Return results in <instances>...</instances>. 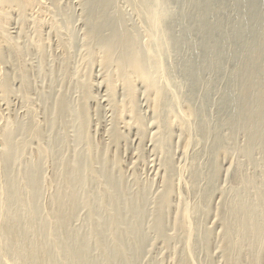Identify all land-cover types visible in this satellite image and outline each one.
<instances>
[{"label":"bare ground","instance_id":"1","mask_svg":"<svg viewBox=\"0 0 264 264\" xmlns=\"http://www.w3.org/2000/svg\"><path fill=\"white\" fill-rule=\"evenodd\" d=\"M38 1L0 0V62L11 64L13 73L6 78L3 76L5 79L1 78L0 95L5 102L15 93L12 80L16 76L20 84L16 94L20 93L18 95L25 104L31 103L32 68L29 71V67L24 64L29 60V48L32 46L37 51L44 50V43L48 38L44 39L45 35L42 34L48 20L45 21L39 14L37 17V9L34 11L36 18L34 16L32 22L35 36L29 39L31 33H25V27L31 18L29 14L33 12L32 6L42 2ZM47 1L51 6L50 8L48 5L49 11L46 10V5L42 8L48 13L51 9L49 29L56 32L57 37L65 30L68 33L66 41L62 39L66 37H62L63 35L61 42L58 40L66 52H62L65 54L62 57L64 70H67L75 56L72 55V48L75 47L74 40H77L78 35L77 30L72 28V23L80 21L83 25L80 32L82 31V46L85 51L83 64L88 70L95 62H99L105 71L101 83H104L105 101L112 110L113 120L112 127L107 132V141L99 146L108 147V150L110 146H115L116 149L121 140H128L129 131L125 134L118 126L120 122L121 125L125 124V118L128 120L124 128L135 129L134 136H137L139 147L150 129L154 132L149 135L153 137L150 145L157 161L159 160L163 193L160 203L155 205L157 223H153L155 225L152 229V226L147 225L146 229L149 227L156 233L162 230L164 210L168 209L170 197L174 193V180L179 174L175 170L172 155L168 152L171 142L168 138L173 134L170 133V128L180 130L182 139H179L182 140L183 148H186L191 137L189 121L198 118L194 133H197L196 144L201 147L189 159L190 167L188 162L184 168L188 191L201 195L203 190L205 194L201 202L197 201V205L195 204L194 211L199 215L193 218L203 217L209 211L208 206L215 200L214 197L219 198L221 203L215 216L221 229L218 236L224 264H260V248L264 246L262 176L246 174L241 170L243 167L240 163L238 168L234 167V177L228 188L220 187L222 189L219 190L216 185L220 181L221 164L219 163L218 170L217 161L219 155L229 157L238 149L244 162L251 165L255 160L254 153L260 150L257 151L262 157L259 163L264 164V0H77L79 16L76 15L71 0L63 6V0ZM120 2L131 8L143 33H148L150 37L152 34L159 36V40L152 36L157 38V44L149 40L148 43H143L142 31L138 25L129 27V20L122 12ZM12 14H16L18 18L16 37L8 31ZM48 17L47 14V19ZM25 34L29 36L28 39ZM22 38L28 42L24 40L26 44H20L22 40L19 39ZM164 61L169 62L166 67ZM229 65L232 66L230 71ZM90 75L89 72L84 80L76 82V89H81L83 93L79 104H74L68 98V93L60 98L54 96L52 100L51 90L43 92L38 99L44 110L41 123H31L35 116L28 107L23 118H6L7 121L0 130V264H138L140 257H143V250L147 247L144 244L148 243L146 240L149 234L144 231L143 224L148 209V191L142 195L126 194L127 190L119 180L121 177L118 179L115 172L107 168L106 159H94L93 153L92 156L89 155L90 151L77 159L79 154L76 148L74 154L71 153L74 157L67 158L62 149L69 137L74 138V146L93 144L89 141L92 137L88 132L92 111L89 101L95 100V96L92 97L93 80L91 81ZM224 79L226 85H219L224 89L217 107L219 119L211 126L208 107L214 101L211 102L209 90L206 89L208 91L202 97L204 99H200L202 102L198 108L195 107L194 94L187 91L186 95L185 89L202 90L205 85L216 84ZM169 83L174 86L172 90L167 87ZM138 84L142 88L152 120L148 121L147 130L137 98ZM119 86L122 88V99L117 98ZM96 107V112L102 108ZM247 127L250 129L245 132L244 146L234 144L236 139L234 143L224 139L223 130L228 131L229 138L233 139L235 134ZM70 133L73 135L70 136ZM223 139L231 141V145L237 147L226 146ZM30 140H36L35 157L30 161L29 157L22 168L20 157ZM127 143L128 141L125 146H128ZM115 154L117 151H114L113 160L110 161L117 166L120 161ZM204 157H210L213 162L203 163ZM47 158L53 164L50 179L43 173L44 160ZM95 160L98 165L101 164L100 168L93 167ZM112 164H109L111 168L114 167ZM116 173L121 172L118 169ZM46 183L55 187V193L45 202ZM163 203L167 206L166 209L160 206ZM103 209L109 212L106 213L108 216H101L100 210ZM82 210H87L84 218L81 216ZM153 213L150 211V214ZM179 214L180 209L177 208L172 227H179L186 234V239L177 264H196L197 255H202L201 252L206 250L209 238L215 233L214 229H208L201 235L198 232L202 224L198 219L197 222H192ZM146 221L148 222L147 219ZM77 222L79 224L76 225ZM195 232L200 236H195L196 239L193 240L191 235ZM161 242L167 246L165 241ZM176 253L178 252L175 251V256ZM208 258L209 262L203 264L213 263L212 257ZM247 259L250 261L244 263Z\"/></svg>","mask_w":264,"mask_h":264},{"label":"rangeland","instance_id":"2","mask_svg":"<svg viewBox=\"0 0 264 264\" xmlns=\"http://www.w3.org/2000/svg\"><path fill=\"white\" fill-rule=\"evenodd\" d=\"M41 1H40L42 3L41 7H40L41 3L40 4L37 3V5L34 4V6H32L33 12L32 11L30 12L31 14H29V17H31V18H29V21H28V23H27V25L25 27V29L27 30L25 33L26 34L31 33V34H29L30 37L29 36L28 37H29V39H32L35 36V32L33 31V30H35V28H34V25H32V22L34 21V19H33L34 16H35L34 11L36 9L38 10V11L36 10V13H37L36 16L37 17H39V15H41L42 19H44L45 21L48 20L45 23L46 26L44 25V27L42 29V31H43L42 34L45 35L44 39H46V37H48L46 39L47 41L45 40L46 44L44 43V46H45L43 48L44 50L37 51L34 47L31 46L29 48V50H28V52L29 51L30 52L27 55V60L29 58V60L27 61L28 63L26 62V58H25V63H27L28 65L27 64H24V65L27 68L29 67L28 68L29 71L31 70L30 68H32V70L30 71V79H31V86H32L30 88V90H31L30 91L31 92L30 93L31 103L25 104V102L23 101L22 97H20L18 95L20 93L17 92V94H16V91H18L17 89L20 88V84H19L18 79H16V76H14L15 78H13L12 81L15 84L12 83V85H14V86H12V88L15 89L14 90L15 93L11 94L10 97L7 98L8 99L7 102H5L3 100V98H2V96L0 95V119H1L0 120V130H2V128L4 127L7 119H10V118L13 119L14 116H15L16 119H21L27 114L26 112H28L29 108H30V110L33 112V114L35 116L34 122L32 121L31 123H33V125L35 123L37 124V122L41 123V121H43V117H44V110H43L42 104L40 103V101L38 99H39V94L43 93V92L47 93V92H50V90H51V94H52L51 95V99L52 100H54L52 98L54 96H55V98H58V97L60 98V96L62 97L65 93L66 94L68 93L67 94L68 98L74 104H79L80 101L83 98L82 97L83 93H82V90L80 88L79 89L81 91L76 89V86H77L76 82L79 79L81 81L84 80L85 79L84 77L90 72V74L92 75V76L90 75L91 78H92L91 81L93 80L92 81L93 82L92 97L95 96V98H94L95 100L91 99L89 101V107H91L92 111H91V115H90V121L88 122L89 123L88 132L90 133V136L92 137V139H90L89 141H90L91 144L92 143L93 144H92V146H85V144H83L82 146L80 145L79 147L78 146H74V143L72 144V140H74V138L69 137L68 138V143H70V141H71V143L70 144L66 143L65 147L63 146L62 149H64V153H65L67 158H73L74 156L71 153H73L75 148H76V151L78 149L77 153L79 154V156H78L77 159L81 158L80 155L82 156L86 152L90 151L89 155L92 156V153H93L92 157L94 159H96V157L99 158V159L101 157L104 158V160L106 159L107 160V161H105L107 163L106 166L107 165L109 166V164L111 166V164H112L111 161L113 160L112 157L114 155V151H117V154H115V155H117V159L119 157V161L121 163L119 162L117 164V166L112 164V167L114 166L113 168H111L110 166H109L110 168L108 166H107V168L110 171L113 170V172H115V175L118 176V179H119V177H121L119 180L122 181L125 190H127V191H125L126 194L129 193V194L142 195L143 192L146 193L148 191L147 192V195H148L147 196V198H148L147 199L148 200V206L147 207H148V209H146V216H145L146 218H144L145 221L143 220L144 231L146 232V234L149 233L148 234V238L146 240V241H148V243L144 244L147 247L144 246V248L146 247V249L143 250V253H142L143 257H140L139 262L140 261L141 262L140 263L138 262V264H177L178 263L177 258H179V256H180L179 252L182 251V249L184 248V241L186 239V234L181 232L179 227H177V226L172 227L173 226L172 225L173 224V219H174L175 212H176L177 208L180 209V214L179 215L185 216L186 219H188V220H190L192 222H195L196 219H198L197 221L199 223L201 222L200 224H202V226L199 225L200 227H199V232H198L201 235L205 234V231H208V229H211V230L214 229L213 231L215 233H214V235H212L209 238L210 242L208 241V243H207L208 245L206 246L207 247L206 250L208 249L207 251H209V252H207L206 250H203V252H201V253L203 255L204 252H206L204 254L205 256H202L201 254L199 256L197 255L196 264H200V263L203 264V262L208 263L209 262L208 261V259H209L208 256L212 257V260H213L212 264H224V258H223V256H221L222 254L220 252V247H219L220 246V239H219V236H218L221 233L219 231L221 229H220V226L218 225V222H217V219H216V216H215V214L217 212L216 211L217 207L220 205L221 200L219 198H217V197H214L215 200L211 201V203L208 206L209 207L208 209H209L210 212L209 211L206 212L203 215V217L201 215L200 218H195V217L193 218V216L196 215V217H197V215H199V214H197L198 212L196 213V210L194 211V209L196 208V205H197L196 203H198L197 201L201 202L200 200L203 198V196L205 194H204L203 190H202V194L201 195H197V193L189 192L188 189H187L188 188V186H187L188 185V183H187V173H186L184 168L187 166L188 162H189L188 166L190 165V160L192 159L191 157L201 147V146H197V144H196V142H197V133H194V128H196V125L198 123L197 121H199V119L196 118L194 120L189 121V125L191 126V133H190L191 137L188 140V144L189 145L186 146V148H183L180 130L176 129V127L170 128V133L172 132L173 134L171 136L169 135V138H168V139H171V142H170V145H169V148H168L169 149L168 152L172 155V161H173L175 170L177 172H179V174L177 173L178 177H175L176 179L174 180V185H173L174 193L170 197V200H169L170 203H169V206H168V209H167L168 211L164 210L166 213L164 212L165 217H162V222H161V224L163 226L162 230L159 233L158 232L156 233L154 230H151L153 228V225H155L157 223V220H158L154 210H156L155 205L156 204L158 205L160 203V201H161L160 196L163 193V189H162V181L160 179L162 172L159 169L160 166L158 165L159 160L157 161V159H156L157 156H155V154H153V152H152L153 148H152V146H151L152 144L150 142V140L153 137L149 136V135H152V133H154V132L150 129V132L146 134V138H145V141L143 142L142 146L139 147L138 139L136 138L137 136H134L135 129H130L128 127L124 128L125 126H127L125 124H126V121L128 120L127 118H125L126 120L123 121L125 124L121 125L122 122H120L118 124V126H120L119 127L120 130L122 128L121 131L125 132V134L128 133V131H129L130 134L128 133V135H130V136H128V140L127 139L121 140V142L117 146L118 149L117 148L115 149V146H110L109 150H108V147L99 146L100 144H102V143L107 141V139H108L107 138L108 137L107 132L110 129V127H112V120H113V118H112L113 114L111 112L112 110H111L108 102L105 101V100H107V98H106V92H105L104 87H103L104 83H101V82H103L102 77L104 78L105 71L102 70L103 68H101L100 64H98L99 62H95V64L93 66H91V68L88 69V70H87L86 66L84 65L85 63L83 62L82 59L84 58L83 56L85 55V51H84V48L82 46V43H83V36H81L82 35V31L80 32V30L83 29V27H82L83 25H82V23L80 21L72 23V28L77 30L76 35H78L76 37L77 40H74L75 41V43H74L75 47L72 48V53H73L72 55H75V56L72 58V61L69 63V65L67 67V70H64L65 69V64L64 65L62 64V59L64 58V55H65L64 53H66V52L61 47V45H59V43L61 42L62 39L66 41L68 33L67 32L65 33L66 30L63 31V34H62L63 36L60 35L59 36L60 38H59V37H57L56 32L53 33V30H50L51 27H49L50 25H49L48 22L50 20L49 18H52V14H51L52 12H51V9H50V12L48 13V11H49L48 10L49 9L48 8L49 2L47 0H41ZM69 1L70 0H63L61 2L62 6L66 5L67 2H69ZM44 2H46V4H44ZM70 2L72 4V6H73V9L75 10L76 15L79 16L80 15V8L78 7L77 0H71ZM44 5H46L47 7L44 6ZM36 6L37 7L39 6L40 8H36ZM43 6L46 7V10H48L47 12H46V10L44 11V9L42 8ZM119 6L122 9V12L124 14H126V17L129 20V22H128L129 27H132V26L134 27L135 25H138L137 27H139L140 30L143 33V29L141 28V26H139L140 22L138 21V19L135 16V14H133L131 8H129V6H127L126 4H124L122 2L119 3ZM49 7L51 8L50 5H49ZM39 9L43 10V11H40ZM46 13L49 16L48 19H47V14ZM15 15L16 14H12V16L10 18V20H11L10 22L11 23L8 25V31L13 37H16V35L18 36V27H19L17 25L18 22L16 21V19H18V18H17V15L16 16ZM36 16H35V18H36ZM44 17H46V19ZM26 34H25V36H26ZM61 36L62 37L66 36V37L61 39ZM152 36H155V35L152 34ZM28 37L26 36L27 39H28ZM141 37H142V41L144 39V41H143L144 44L148 43L149 41H152L154 44H157L158 40H159V36L158 35L155 36V37L158 38V40L155 37H152V40H151L150 35L148 36V33H145V32L142 34ZM147 37H149V39ZM153 39L156 40V41H154ZM19 40H22L20 42V44H26L28 42V40H25V38H22V39H19ZM24 40H25L26 43L23 42ZM58 40H60V42H58ZM60 48H62L64 51L62 49H60ZM62 52H64V53H62ZM0 63H1L0 64V82H1L2 79H5L6 77H8L9 74H11V76H12L13 73L11 72L12 71L11 64H9L8 62H6V65L3 64L4 62L3 63L0 62ZM61 64L63 65L64 68L62 67ZM168 64H169L168 61H164V67H166ZM10 67H11V70L9 69ZM231 67H232L231 65L228 66V71H230L232 69ZM77 72H79V73L76 75ZM66 74L69 75L68 76L69 78L67 77ZM3 76H5V78H3ZM41 77H43V78H41ZM62 77H64V78H62ZM72 82L73 83L75 82V83L73 84ZM220 83L225 86L226 85L225 79L222 80V81H219V83H216V84H214V83L213 84H209V85H211L210 88H208L209 85H207V86L205 85L203 87L205 89H202L203 91L201 89L197 90V89H194V88H186L185 89V94L186 95L188 94L187 91H190V93L194 94V96H195L194 97V99H195V102H194L195 103V107H198V108L200 107V105H199V104H201L200 102H202L200 99H204L202 97H204V95H206L205 93H207L206 91L209 90V92L211 93V98H212L211 102L214 101L208 107V110H209V113H210V119L209 120H210L211 126H214V124H216V122L219 119V117L217 115V107H218V103L220 101L219 99H221L220 97H222L221 96L222 95V91L224 90L223 86H219V85H221ZM169 85H171V83H169L167 87L169 88V90H172L173 89L172 88L173 84L171 85V87ZM49 87H52V88H49ZM120 87L121 86H119L118 89H117V91H119V93L117 92V98L118 99H122V97H121L122 88H120ZM206 89H208V90H206ZM137 93H138V97L137 98H138V101H139V108H140V111H141V115L145 118V122H146L145 125H146V130H147L148 121L152 122V120L150 119V114L148 112V105L146 103L145 98L143 97L142 88L140 87L139 84L137 85ZM181 100H182V98H181ZM103 103H104V105H103ZM180 103H181V107L180 106H178V107H180V109H182L183 108L182 101H180ZM262 104H263V102H262ZM96 106H99L100 108L101 107L102 108L98 112H96V109H98ZM248 129H250V127L242 129L241 131H239L237 134L234 135L233 139L229 138L228 131L223 130L222 133L224 135V139L225 140H231L234 143L235 139H236L237 143L235 142L234 144H236L237 146H242L244 143H246L245 132ZM43 134H45V132ZM72 135L70 133V136H72ZM211 137H213V136H211ZM179 138H181V139H179ZM46 139L44 140L45 142H46ZM211 140H212V138H210V142H211ZM30 141L27 143L28 144V145H26L27 147L24 148V150H25V151H23L24 154L22 155V157H20V163L22 164V166H21V164L19 166H21L22 168L27 164L28 160L30 161V160H32L35 157L34 154H35V149L37 147L35 145L36 140L31 141V143H30ZM125 141L126 142L128 141V143H127L128 146H125V143H126ZM231 141H228V142L225 141V145L226 146H229V145L232 146L233 144L231 145V143H232ZM66 142H67V139H66ZM210 142H209V145H210ZM70 145H72V146H70ZM237 146H234V147L236 148ZM1 147L2 146H1V141H0V150H1ZM92 147H93L94 150H92ZM257 151L260 152V150H257ZM257 151L254 153V159L255 160L252 161L253 163H251V165L246 164L244 162V160H243L244 158L242 157V154L239 152L238 149L235 152H233L234 154L232 153L231 155H229V157L225 156V158H224V156L219 155V158H217V159H219V160H217V161H219L218 162V170H219V165L220 164L221 165H220V175H219L220 178H218V180H220V181L217 183L219 186L216 185L218 187V189L219 190L222 189V188L225 189V188H228L231 185L232 179H233L232 177H234L233 175L235 173L234 169L238 168L240 163L242 164L243 169H241V170L243 172H245L248 175L254 176V177L262 176V178L264 180V169H263L264 168V164H262L263 163L262 162L261 165H260L259 162H261L262 157H261V155L259 153H257ZM31 155H32V157H31ZM24 158H26V159H24ZM226 158L228 159V161H227ZM210 159H211L210 157H204V159H202V162L203 163H209L210 162L209 164H211L213 162V159H211V160ZM115 160H116V158H115ZM44 161H46V162H44L45 170L43 171V173H44L46 178L50 179L51 176H52V173H53V170H52L53 169V164H52V161H50V158H47V160H44ZM95 163H96V160H95ZM19 166H17V167H19ZM119 166H120V168H118ZM93 167L100 168L101 164L99 163V165H98L96 163L95 166H93ZM234 167H236V168H234ZM118 169L121 172L120 174L116 173L118 171ZM88 170H90V167L88 168ZM156 171H157V173H156ZM179 178H181L182 180L179 179ZM186 183H187V185H186ZM95 184H96V182H95ZM202 186H203V184H202ZM220 187H222V188H220ZM141 189H142V191H141ZM130 190H131V192H130ZM139 191H141V192L139 193ZM44 192H45L44 200L46 202V200L53 193H55V187L51 186L49 183H46V188L44 189ZM198 197H200V198H198ZM156 202H158V203H156ZM160 206H162L163 208L165 207L164 203L161 204ZM156 207L158 208L159 206H156ZM166 208H167V206L164 209H166ZM214 208H216V209H214ZM149 209H150L151 212H154V213L150 214V211L148 212ZM103 210H100L101 211V216L103 214L105 216H102V217L108 216L107 214L109 212L106 211V209H103ZM193 211H194V213H193ZM86 213H87V210H82V212H81L82 218H84V216H86ZM147 214H149V215H147ZM146 219L148 220V222L146 221ZM191 219H193V220H191ZM80 223H81V221H80ZM153 223H155V224H153ZM75 224L77 225V224H79V222H77ZM147 225H150V227L152 226L151 229H148L149 227H147V229H146ZM175 227L178 228L179 230L175 229ZM172 228H174L175 230L173 229L174 230L173 231ZM196 233L197 232L192 234L193 236L191 235L192 238L194 237L193 240L196 239V237L199 235V234L197 235ZM150 234H151V237L149 236ZM152 234H155V235L152 236ZM155 236L157 238H155ZM152 237H154V238L152 239ZM149 240H150V242H149ZM161 241H165L167 246L164 245V243L161 242ZM260 250L261 251H260V261L259 262H260V264H264V246H262V249L260 248ZM175 251L178 252V253H176V256H175ZM217 259H218V261H217ZM247 261H250V260L247 259L244 263H246Z\"/></svg>","mask_w":264,"mask_h":264}]
</instances>
